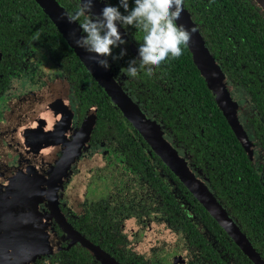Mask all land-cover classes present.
<instances>
[{"label":"flooded vegetation","instance_id":"obj_1","mask_svg":"<svg viewBox=\"0 0 264 264\" xmlns=\"http://www.w3.org/2000/svg\"><path fill=\"white\" fill-rule=\"evenodd\" d=\"M56 1L83 35L84 23L109 2L93 0L90 10L77 15L79 0ZM232 1L247 29L260 34L264 49V0ZM41 11L51 19L37 0H0V240L28 241L24 256L11 257L8 264H258L235 236L247 240L264 264L259 227L264 57H246L235 34L227 37L225 55L210 48L189 11L225 74L252 143L248 153L239 141L245 153L235 155L233 138L219 127L214 96L202 107L199 93L193 97L185 87L177 93L183 86L175 91L174 78L160 77L161 64L138 63V41L122 27L127 51L116 60L109 56V70L145 116L159 124L178 155L176 170L91 74L52 19L68 45L39 36ZM130 60L134 77L120 71ZM145 76L165 89V116L143 99L146 92L154 94L142 90ZM51 86L62 90L68 107L62 120L50 117V132L28 138L17 131V123H7L18 102Z\"/></svg>","mask_w":264,"mask_h":264},{"label":"water","instance_id":"obj_2","mask_svg":"<svg viewBox=\"0 0 264 264\" xmlns=\"http://www.w3.org/2000/svg\"><path fill=\"white\" fill-rule=\"evenodd\" d=\"M37 2L50 16L52 21L58 26L68 44L74 49L79 58L87 66L91 74L101 85L104 86L112 99L121 107L124 114L149 141L154 150L164 157L174 169H176L175 164L178 162V155L174 148L170 146V144L162 137L159 124L145 116V114L140 110L139 106L114 80L109 69L105 70L96 63V54L87 52L84 50V48L77 45L76 40L83 36V34L81 33L80 27L77 25L76 21L65 11L61 5L58 4L56 0H37ZM176 22L178 24H183L185 28L190 31V39L186 45L192 53L194 63L200 70L202 77L205 79L208 88L211 90V93L220 106V109L234 130L236 137L242 143L248 153H251L252 143L248 139L244 128L238 120V105L231 98L230 92L227 88L228 86L226 83L225 74L204 44L202 35L200 34L196 23L192 20L189 11L183 5L181 15ZM120 31L122 36L125 37L124 29L121 28ZM49 88L50 89L45 91L35 92L33 94L27 95L22 100V104L18 102L16 104V109L10 113L7 123H13L15 125L17 123V127L21 129L20 130L18 128L19 130L17 131H23V133H27L28 138H35L37 136V131L50 132L51 129L47 128L46 126L48 123L52 122L50 117H56L57 119L62 120V117L66 113L65 109L68 106L64 101L65 98L62 95L61 89L57 93L54 92V88L52 86ZM42 106L48 107V109L44 110L42 109ZM29 107H31V109ZM66 116H68L67 121L69 122V113ZM235 237L238 242L242 244L245 250L252 256V258H254L258 264H260L249 242L247 240L243 241L237 236ZM25 241L26 240L24 239L0 240V245H7V249H3L4 247L0 246V264H8L12 259L23 257L24 250H22V246ZM28 254L29 253L27 252L26 257H31Z\"/></svg>","mask_w":264,"mask_h":264},{"label":"clouds","instance_id":"obj_3","mask_svg":"<svg viewBox=\"0 0 264 264\" xmlns=\"http://www.w3.org/2000/svg\"><path fill=\"white\" fill-rule=\"evenodd\" d=\"M183 0H116L104 3L98 13L83 25L84 35L76 40L79 47L96 54V63L108 70L112 60L126 54L120 29L137 26L140 29L135 58L140 65L159 66L167 58L182 55V47L190 39V31L178 24ZM93 6V0H79L77 15ZM119 48L118 54L113 49ZM149 69L146 67L145 69ZM120 71L128 77L136 75V65L131 60Z\"/></svg>","mask_w":264,"mask_h":264},{"label":"trees","instance_id":"obj_4","mask_svg":"<svg viewBox=\"0 0 264 264\" xmlns=\"http://www.w3.org/2000/svg\"><path fill=\"white\" fill-rule=\"evenodd\" d=\"M110 2L115 3V0H111ZM183 4L191 12L193 19L198 23L202 32L208 37V45L210 48L218 52L221 50L222 54L225 55L228 48L227 37L235 34L236 38L240 41V50L246 54V57L251 56L250 54L256 57H264L260 34L247 29L243 18L236 12L237 7L232 0H183ZM28 10H30V7H28ZM38 16L39 27L42 30L39 36H42V39L43 37L46 40L50 39V41L52 40V42L57 43L59 46L61 44L68 45L55 24L51 19L46 17L44 12L41 11V15ZM124 27L139 42L140 29L137 26ZM221 47L222 49H219ZM71 53L73 54L75 62L80 63L75 52L71 51ZM160 68L162 70L159 73L160 77L169 75L175 79V91L179 86H183L177 93L182 92L184 87L193 97H195V93H199L202 107L205 103H210L214 100L205 79L193 62L191 51H189L187 45L182 47L181 56L167 58L166 61L161 62ZM142 80L146 83V86L142 88L143 91L147 89L154 91V94L146 92V95L144 94L143 96L148 107L152 110H157L160 115L165 116V89L162 85L155 82L152 77L145 76ZM218 123L219 127L223 126L221 130L225 134L229 133L233 138V153L235 155H243L245 151L235 133L232 132L220 108H218ZM227 136L225 135V138ZM260 221L262 222L259 224V227L264 229V217H261ZM260 244L261 249L264 251V237L260 240Z\"/></svg>","mask_w":264,"mask_h":264}]
</instances>
